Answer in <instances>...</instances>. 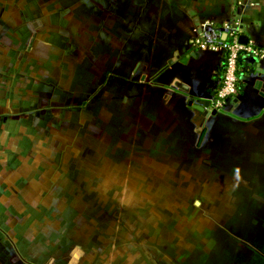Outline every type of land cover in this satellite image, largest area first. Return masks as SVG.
Masks as SVG:
<instances>
[{
	"label": "crops",
	"instance_id": "crops-1",
	"mask_svg": "<svg viewBox=\"0 0 264 264\" xmlns=\"http://www.w3.org/2000/svg\"><path fill=\"white\" fill-rule=\"evenodd\" d=\"M87 2L0 0V198L31 180L33 156L47 165L43 100L56 38L51 66L66 86L56 93L109 127L103 172L129 174L133 188L201 190L190 259L166 264H264V58H240L235 92L215 108L225 52L198 46H220L234 29L243 45L264 49V0ZM155 173L168 179L139 181Z\"/></svg>",
	"mask_w": 264,
	"mask_h": 264
},
{
	"label": "rangeland",
	"instance_id": "rangeland-1",
	"mask_svg": "<svg viewBox=\"0 0 264 264\" xmlns=\"http://www.w3.org/2000/svg\"><path fill=\"white\" fill-rule=\"evenodd\" d=\"M54 1L47 0L48 6ZM63 1L69 6L77 0ZM82 4H88L87 0ZM53 43L47 98L43 100L47 108L42 134L47 150L41 161L47 165L39 166V156H33L30 167L35 173L31 180H21L13 194L1 195L0 264H21L19 257L29 264H87L120 259L166 264L190 259L184 244L190 240V231L192 234L199 228L201 190L178 186L133 188L125 181L129 174L121 178L120 174L103 172L101 145L109 127L104 128L98 115L93 118L94 109L92 117L82 109L72 110L66 107L65 96L56 93L66 86L53 73V57L58 56L56 38ZM94 121L95 132H90L89 125ZM39 128L32 125L33 136L39 134ZM113 131L118 133L116 127ZM97 144L100 151L94 148ZM28 165L29 158H25ZM25 166L22 161L20 168ZM138 176L144 186H150L152 176L167 178L162 173ZM154 230L157 231L153 233Z\"/></svg>",
	"mask_w": 264,
	"mask_h": 264
},
{
	"label": "built area",
	"instance_id": "built-area-1",
	"mask_svg": "<svg viewBox=\"0 0 264 264\" xmlns=\"http://www.w3.org/2000/svg\"><path fill=\"white\" fill-rule=\"evenodd\" d=\"M239 34L237 30L231 29L228 33L227 40L220 46L205 44L198 41V46L202 49H221L225 52L224 72L220 85L216 91L215 99L213 100L215 108L221 106L226 98L235 92L237 82V67L240 58L251 56L256 59L264 58V49L257 46L243 45L239 42Z\"/></svg>",
	"mask_w": 264,
	"mask_h": 264
},
{
	"label": "water",
	"instance_id": "water-1",
	"mask_svg": "<svg viewBox=\"0 0 264 264\" xmlns=\"http://www.w3.org/2000/svg\"><path fill=\"white\" fill-rule=\"evenodd\" d=\"M239 42L242 43V44L245 43V42H246V38H245V36H240V37H239ZM198 108H199V107H198Z\"/></svg>",
	"mask_w": 264,
	"mask_h": 264
},
{
	"label": "trees",
	"instance_id": "trees-1",
	"mask_svg": "<svg viewBox=\"0 0 264 264\" xmlns=\"http://www.w3.org/2000/svg\"><path fill=\"white\" fill-rule=\"evenodd\" d=\"M224 55H225V53H224ZM225 57V56H224ZM225 59V58H224Z\"/></svg>",
	"mask_w": 264,
	"mask_h": 264
}]
</instances>
